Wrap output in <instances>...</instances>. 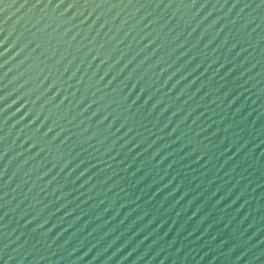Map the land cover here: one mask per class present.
Masks as SVG:
<instances>
[{
    "label": "water",
    "instance_id": "obj_1",
    "mask_svg": "<svg viewBox=\"0 0 264 264\" xmlns=\"http://www.w3.org/2000/svg\"><path fill=\"white\" fill-rule=\"evenodd\" d=\"M0 264H264V0H0Z\"/></svg>",
    "mask_w": 264,
    "mask_h": 264
}]
</instances>
